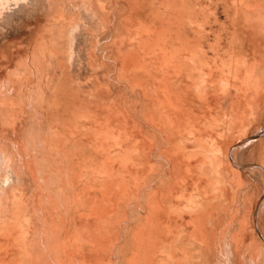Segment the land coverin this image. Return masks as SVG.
I'll return each instance as SVG.
<instances>
[{
  "label": "bare ground",
  "instance_id": "1",
  "mask_svg": "<svg viewBox=\"0 0 264 264\" xmlns=\"http://www.w3.org/2000/svg\"><path fill=\"white\" fill-rule=\"evenodd\" d=\"M42 2L46 22L37 26L22 66L14 64L18 68L0 80V130L14 136L4 138L6 147L0 145V231L6 243L0 262L16 252L13 264H44L47 253L35 243L59 236L61 248L50 254L56 264H97V244L101 254L109 245L97 238L98 230L108 232L99 216L109 213L111 220L116 205L114 216H123L109 230L116 241L126 234L132 264H264V214L259 239L250 191L258 185L264 193V139L255 138L264 135V0H129L130 49L138 53L152 41L147 50L161 53L148 58L145 51V59L131 65L132 80H124L131 85L125 87L132 105L126 114L132 142L129 157L120 160L127 172L117 191L120 200L113 199L118 177L105 162L98 167V153L108 138L111 145L124 139L102 123L98 128L97 120V161L84 156V129L75 123L78 85L68 71L75 32L93 26L97 31V0ZM35 3L0 0V26ZM64 8L73 13L66 16ZM62 38H67L66 49ZM34 87L52 90L54 100L48 103L43 90L37 93ZM62 107L70 116L67 126L50 134L46 125H38V115L48 118L50 109ZM98 137L107 140L98 143ZM238 154L249 159L237 161ZM241 167L249 169L253 181L241 179ZM85 173L88 184L81 179ZM25 178L32 183L28 195ZM6 217L11 223L1 228ZM131 221L136 223L132 230L123 228ZM14 225L16 247L11 244Z\"/></svg>",
  "mask_w": 264,
  "mask_h": 264
},
{
  "label": "rangeland",
  "instance_id": "2",
  "mask_svg": "<svg viewBox=\"0 0 264 264\" xmlns=\"http://www.w3.org/2000/svg\"><path fill=\"white\" fill-rule=\"evenodd\" d=\"M35 1L37 4L35 3V5L33 6L34 8L31 6V7H28L29 10L27 8L18 9L15 13L10 15V17H8V19L4 23H2L0 26V51L2 50V57L0 58V69H1L0 71L5 70V68H6V70L3 71V73L0 72V80H1L2 75L5 72L10 71L16 67V65H14V64H18V67L22 66V62L25 60L24 57L26 56V53L29 50L32 39L35 38L37 26H41V25H43V22H46V19H45L46 16L44 15L45 7L42 6L43 2L41 3V1H43V0H35ZM107 1H109V2H107ZM97 3H98L97 4V14L99 15V16L97 15V18H98L97 19V25H99V26H96L97 31H96L95 26H93L92 28L87 29V30H83L81 27L80 28L81 30L79 31V33L75 32V38H73V40H72L73 41L72 49H73V53H74V56H73L74 58L72 57L71 64H70L71 66L68 65L69 66L68 71H69V75L71 76L72 80L74 81V85H76V84L78 85L77 91L79 93L81 103H80V107H79V116L75 120V123H77L81 128L84 129V132L82 134V141L84 142V144L81 146V150L83 151L84 156L85 157H94L95 160L97 161V154H95L93 152V150L97 149L95 144H94L95 140H97V120H98V124H99L98 128L102 123L103 126L108 127V130L109 129H112V131L114 130V133L111 130H109L112 132V136L115 135L114 137H116V136L118 137V135H121V138L124 139V144H122V145H111V143L108 142V141H110L109 138L107 140V137H106V139L105 138L100 139L98 137V143H100V140H101V142H103L104 139H105L104 141L107 140V142L99 144V148L101 149L100 150L101 153L98 151L99 152L98 153V162L100 163V164H98V167H99V165L101 166V164H103V162H105L104 164H106V165L108 164L107 167H113V171H114V175H115L114 178L118 177V179L113 180L114 190L116 191L114 195L117 194L116 196H113V199L117 198L120 200L121 195H119V193H118L119 192L118 188L122 187L123 183L126 181L125 178H127V172L124 171V169L122 171L123 167L121 166L120 160L121 159H127L129 157V156L127 157V155H129L128 149H129V144H131V142H132V139L130 137V123H129L128 119L126 118L127 117L126 114L131 110L130 108L132 107V105L128 104V102L129 103L131 102V98H130V92L128 89L126 90L125 85L126 84L129 85L130 82L129 83H126V82H128L130 78L132 80L133 68L131 65H134L133 62L135 63V61L142 58V56L144 57L145 54H148L149 56L148 55H145V56L150 58V57L154 56L155 53L158 54L157 52H159L160 50L155 49L156 52L154 54L151 50H147V48H149L150 46H154L153 43H151L152 41L150 42V45L148 47L146 46L142 50L137 49L138 53H136V49H135V51L133 50L134 46H133L132 41H134V40L132 39V41H129V38L131 40L132 28H133V25L130 21L129 13H128L131 10L130 9L131 7H129L128 4H131L130 6H132V3H130L129 0L127 2L128 4H126L123 0L122 1L121 0H116V1L115 0H97ZM39 7L42 8V10H40ZM98 11H99V13H98ZM100 11L101 12L104 11V13L101 14ZM218 11L220 14V19H221L220 21H223V17H222V13L220 12V9ZM36 12L38 14H36ZM63 12L66 16L70 15L71 12L73 13V11H70V9H68V8H64ZM41 13H43V14H41ZM104 16H105L107 21L104 20L105 19ZM89 20L90 19L87 18V20H85V21H87L89 23L93 22L92 24H94L95 21H91V20L89 21ZM121 20H123V21H121ZM33 23H35V24H33ZM116 25H118V26H116ZM115 27H117L120 30V32H119V30H117V28L115 29ZM94 29H95V31H94ZM90 30H93V31L90 32ZM93 34L96 35L98 38L96 39V36L95 37L93 36L94 38L93 37L91 38V36ZM129 34H130V36H129ZM88 35H89V37H88ZM123 37H126V38L124 39ZM64 39L65 38H62L63 43H64V49H66V46H67L66 44H68V42H66L67 38L65 40ZM152 40H154V39H152ZM96 41H97V43L92 48V44H94L93 42H96ZM123 43H124V45H120ZM113 45H115V46H113ZM120 46H122V47H120ZM131 46L133 47V49H130V48H132ZM119 49H121V50H119ZM24 50H25V52H24ZM26 50H27V52H26ZM106 50H108V51H106ZM132 51H134V52L132 53ZM145 51H146V53H145ZM147 51H149V53ZM79 52H80V54H79ZM140 52L143 55H141ZM150 52L153 55L152 54L150 55ZM22 53H23V55H22ZM115 53H116V55H115ZM160 53H161V51H160ZM137 54H139L141 56L139 57V55L137 56ZM142 59H145V57ZM114 60H116V61H114ZM85 62H87L88 64ZM79 64H80V66H79ZM18 67H16V68H18ZM153 70L155 73H157V72H159V70H161V68L158 65L157 66V72L155 69H153ZM130 73L132 76L129 75V78H128L127 75ZM119 74H121V75L123 74L122 77ZM143 74H145V73H143ZM152 74H154V73H152ZM120 77L122 78L123 83L126 81L125 79H127L128 81H126L125 84L122 85L123 83L121 82ZM92 79H93V81H92ZM89 81H90V83H89ZM131 84H132V81H131ZM129 86H131V85H129ZM35 88L37 89V87H34L32 90H34ZM36 89H35V91L37 93L39 90L40 91L43 90V92H41V94L45 93L43 95L44 98H46L48 96L47 98L50 99V100H48V103H51L54 100V95L51 93L52 90H50V91L48 90L47 92H45L44 88H38L37 90ZM125 93H127V94H125ZM91 103H92V105H91ZM123 103H125V104H123ZM129 106H130V108H129ZM42 107H44V106H42ZM50 110H49V117L47 116L48 118L42 119L41 117H39L40 115H38L37 116V120H38L37 123L41 127H43V125L44 126L46 125L48 127V132L50 134H53L54 131L61 130L62 127L68 125L69 120H70L69 119L70 116H69L65 107H62L58 112L50 111ZM50 112H52L51 115H50ZM122 112H124V113H122ZM57 119H59V120H57ZM79 120H80V122H79ZM56 122H58V123H56ZM139 124H142V123L139 122ZM103 129H105V127ZM1 132H3V131L0 130V145L2 144V147L3 146L6 147L5 145L7 144V140H5V139H7L9 136H10V138L13 139L14 136L11 137V134L8 135V133H6V132H3L4 134H1ZM261 133L262 132H259L255 138H258L260 136L258 138V140L264 139V135H262ZM5 137H7V138H5ZM91 142H93V143H91ZM118 150H119V152H118ZM102 151H103V153H102ZM104 154H105V158H104ZM236 157H235V159L237 161L241 160V162L247 161L249 159L247 155H241L240 156V154H238ZM238 157H240L239 160H238ZM102 159H104L105 161H103ZM106 160H108V161H106ZM112 160H114V162ZM112 164H113V166H112ZM82 165H83V169H86L85 164H82ZM123 175L125 178H123ZM240 176H241V179H243L244 181H248V180L253 181L252 180L253 178L251 176V172L249 171V169H247V167H241L240 168ZM81 179L83 180V182H85V184H88L90 182V176L87 173L81 175ZM25 182H24V186H26V188L24 187L25 188L24 190H25L26 194L28 195L31 192L32 183L30 181H28L26 178H25ZM27 183H28V185H27ZM29 184H30L31 188L29 187ZM250 191L252 193L251 196L255 200L254 207H253V210H254L253 211V226L256 229L255 231H256L257 236L259 237V239H261V238H263V234H262L260 227H261V223L263 224V222H261L262 221L261 218L264 214V193H262L260 191V186H258V185H256L255 187L250 186ZM117 208H119V206L115 205L114 211L112 210L113 212L110 213V215L113 213L112 214L113 217L111 216L112 217L111 220H109L110 219L109 213H106L107 215L105 213L104 214L100 213L103 215L99 216V218L101 220H103L106 228L108 227V232H106V234H104V232L98 230L97 238H98V240L99 239L103 240V238H106V241L109 242V245H107V248H104L105 251H102V252H104V254L103 253L101 254L99 247H98V244H97V252H98L97 264H102V263L107 264L108 261H109V264H122L123 262H124L123 264H132L130 262L131 261L130 258L132 257L131 252L133 251V248L131 245H125L124 242H126V237H125L126 234L124 235L121 232L120 237L118 239L119 241L118 240L116 241L115 240L116 237H115L113 230H111V229L109 230V228L114 227V224H115L117 217L120 218L121 216H123V214H120V212H117V213H119L117 215V217H115L116 215L114 216ZM135 214H138V213H135ZM102 216H104V217L102 218ZM130 220H131V218L129 219V221ZM10 223H11L10 217H6L2 223L1 228L9 227ZM84 224L86 225L87 223L84 222ZM125 224L126 223L123 222V228H127V230H132L136 225V223L134 224L133 221L128 222L127 227ZM11 227L13 228V234L11 235V242H12L11 244L13 245V247H16L17 245H16L15 235H16V231H17V226L14 225ZM109 231H110V233H109ZM100 232L103 234H101ZM260 232H261V234H260ZM1 233H2V231H0V250H2L6 244L5 240L1 236ZM124 233H125V231H124ZM110 236H111V238H110ZM55 237H57V236H55ZM57 238H59V240H60L59 236ZM57 238H54V239H56V241H53V242L50 241L51 237L49 239L46 238L45 240L44 239H38L37 243H35L36 246H38V248H37L38 250L39 249L44 250L47 253V255L44 257V259L46 261V263H44V264H56V259H54L50 254H51V251H54V249L58 250L59 248H61L60 241H58ZM86 238H88L87 235H86ZM45 241H47V242H45ZM99 242H101V240ZM55 243L59 244V245H56ZM35 244L33 243L34 246H35ZM262 245L263 246L260 250H261L262 255L264 256V254H263L264 253V243ZM50 246H52V247H50ZM39 247H41V248H39ZM47 247H49V248H47ZM101 248H103V247H101ZM31 249H32V243H31ZM120 253H121V256L119 255ZM105 256H106V258H105ZM18 257H19V254L18 253L16 254V252H14L13 254H9L3 262H0V264H13L14 260L17 259ZM103 257H104V259H103ZM50 259H52V260H50ZM64 261H66V260L64 259ZM41 264H42V262H41ZM71 264H74V262H71ZM186 264H188V263H186Z\"/></svg>",
  "mask_w": 264,
  "mask_h": 264
}]
</instances>
